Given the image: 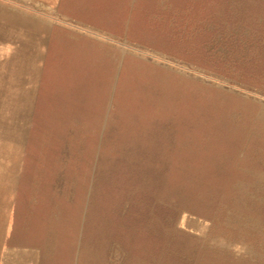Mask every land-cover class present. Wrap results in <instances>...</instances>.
I'll use <instances>...</instances> for the list:
<instances>
[{
	"label": "rangeland",
	"instance_id": "obj_1",
	"mask_svg": "<svg viewBox=\"0 0 264 264\" xmlns=\"http://www.w3.org/2000/svg\"><path fill=\"white\" fill-rule=\"evenodd\" d=\"M3 262L264 264V0H0Z\"/></svg>",
	"mask_w": 264,
	"mask_h": 264
},
{
	"label": "crops",
	"instance_id": "obj_2",
	"mask_svg": "<svg viewBox=\"0 0 264 264\" xmlns=\"http://www.w3.org/2000/svg\"><path fill=\"white\" fill-rule=\"evenodd\" d=\"M2 264H4V262Z\"/></svg>",
	"mask_w": 264,
	"mask_h": 264
},
{
	"label": "bare ground",
	"instance_id": "obj_3",
	"mask_svg": "<svg viewBox=\"0 0 264 264\" xmlns=\"http://www.w3.org/2000/svg\"><path fill=\"white\" fill-rule=\"evenodd\" d=\"M34 31V30H33Z\"/></svg>",
	"mask_w": 264,
	"mask_h": 264
}]
</instances>
